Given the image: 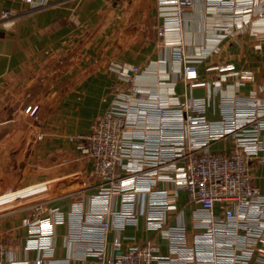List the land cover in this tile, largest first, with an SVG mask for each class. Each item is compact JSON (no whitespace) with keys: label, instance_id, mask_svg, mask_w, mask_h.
I'll return each instance as SVG.
<instances>
[{"label":"crops","instance_id":"0c3cea01","mask_svg":"<svg viewBox=\"0 0 264 264\" xmlns=\"http://www.w3.org/2000/svg\"><path fill=\"white\" fill-rule=\"evenodd\" d=\"M160 1L50 0L32 7L23 0H0V14L6 9L15 13L10 28L0 25V213L14 209L0 216L6 262L10 257L34 264L41 257L36 249L25 248L26 230H16L23 218L45 217L58 208L64 221L54 227L52 257L64 264H94L79 244L66 241L73 206L81 203L87 211L98 191L90 174L92 162L72 138L88 134L113 93L127 87L111 66L140 67L134 83L163 97L208 99L205 117L212 121L221 117L225 99L254 94L264 101V18L238 21L207 0H190L181 35L173 29L161 34L171 7ZM176 41L196 72L195 80L184 79L183 65L173 57L176 46L171 44ZM241 70L252 71L254 80L240 82L235 73ZM28 106L35 107L33 116L25 112ZM231 149L229 138L208 147L212 153ZM71 158L79 161V174L89 178V187L69 189L79 183L74 176L49 180L67 171ZM253 166L254 182L262 187L264 165ZM117 173L123 175L120 169ZM156 188L168 189L175 204L177 215L169 223L180 221L190 231L194 205L186 190L169 183ZM38 200H45L43 209L34 211L30 204ZM111 206L120 208L119 197ZM115 240L121 250L151 240L167 253L166 241L146 230L143 215L136 225L108 231V255Z\"/></svg>","mask_w":264,"mask_h":264},{"label":"built area","instance_id":"2783aa9c","mask_svg":"<svg viewBox=\"0 0 264 264\" xmlns=\"http://www.w3.org/2000/svg\"><path fill=\"white\" fill-rule=\"evenodd\" d=\"M23 1L32 7L50 3ZM160 2L171 7L160 33L173 29L180 36L190 0ZM207 2L229 11L234 20L264 18V0ZM14 21L12 10L0 14L3 28ZM171 45L176 46L172 53L183 65L184 79L195 80L196 72L178 48L179 41ZM110 69L127 87L113 93L88 134L72 138L92 162L90 174L98 191L87 211L81 203L73 206L66 241L79 244L85 255L94 257V264H264V186L256 185L253 176V165H264V101L254 94L225 99L221 117L212 121L205 117L208 99L163 97L134 83L140 67L123 63ZM235 74L242 83L254 80L250 70ZM34 111L35 107L25 108L31 116ZM226 138L231 140V150L208 151L212 142ZM158 183L186 190L188 202L194 205L190 231L180 221L169 223L177 215L176 207L168 189L156 188ZM114 197H119V209L111 206ZM42 204L31 206L40 211ZM140 215L146 230L166 241L167 253L162 254L151 240L126 250L115 240L108 255V231L136 225ZM63 221L58 208L49 209L45 217L22 219L16 231L26 230L25 248L41 253L34 264H64L52 257L54 227ZM8 253L0 237V264H28L10 257L6 262L3 257Z\"/></svg>","mask_w":264,"mask_h":264},{"label":"rangeland","instance_id":"374dc122","mask_svg":"<svg viewBox=\"0 0 264 264\" xmlns=\"http://www.w3.org/2000/svg\"><path fill=\"white\" fill-rule=\"evenodd\" d=\"M78 162L79 161H75V158H71L70 163L68 164L69 166L66 165L68 167V169H66L67 171H65L64 173L62 172L61 174L56 173V175H54V177H50L49 180L55 179V178H60V177H65V176H74L75 178H78L79 183H74V184L69 185L68 186L69 189H85V186H87L86 181H88L89 178L82 174L83 170L80 169ZM61 166H62V162L56 163V171L58 169H60ZM80 172H82L81 173L82 175L79 174ZM45 180H47V179H45ZM38 201H41V200H38ZM43 201H45V200H43ZM13 210L14 209H12L10 211H13ZM10 211H7V212H10ZM7 212L0 213V216L7 213Z\"/></svg>","mask_w":264,"mask_h":264},{"label":"bare ground","instance_id":"6f19581e","mask_svg":"<svg viewBox=\"0 0 264 264\" xmlns=\"http://www.w3.org/2000/svg\"><path fill=\"white\" fill-rule=\"evenodd\" d=\"M43 200H41V201H36V202H33V203H31L30 205H36V204H39L40 202H42Z\"/></svg>","mask_w":264,"mask_h":264}]
</instances>
